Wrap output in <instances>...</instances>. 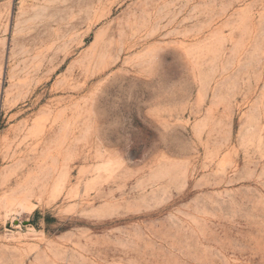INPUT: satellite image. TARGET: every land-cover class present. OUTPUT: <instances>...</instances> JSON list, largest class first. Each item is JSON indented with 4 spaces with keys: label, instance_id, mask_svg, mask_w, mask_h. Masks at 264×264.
Here are the masks:
<instances>
[{
    "label": "rangeland",
    "instance_id": "374dc122",
    "mask_svg": "<svg viewBox=\"0 0 264 264\" xmlns=\"http://www.w3.org/2000/svg\"><path fill=\"white\" fill-rule=\"evenodd\" d=\"M0 264H264V0H0Z\"/></svg>",
    "mask_w": 264,
    "mask_h": 264
}]
</instances>
